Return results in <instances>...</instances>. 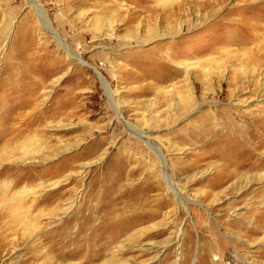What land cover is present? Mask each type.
Returning a JSON list of instances; mask_svg holds the SVG:
<instances>
[{
	"label": "rangeland",
	"instance_id": "rangeland-1",
	"mask_svg": "<svg viewBox=\"0 0 264 264\" xmlns=\"http://www.w3.org/2000/svg\"><path fill=\"white\" fill-rule=\"evenodd\" d=\"M263 25L264 0H0V264H264Z\"/></svg>",
	"mask_w": 264,
	"mask_h": 264
},
{
	"label": "bare ground",
	"instance_id": "bare-ground-1",
	"mask_svg": "<svg viewBox=\"0 0 264 264\" xmlns=\"http://www.w3.org/2000/svg\"><path fill=\"white\" fill-rule=\"evenodd\" d=\"M34 3V2H33ZM37 12L39 13V17H40V20L41 21H43L42 23H43V25L44 26H46L48 29H50V31L52 32V34H53V36L55 37V39H56V41L64 48V49H66V51L69 53V55L70 56H72V57H75V58H77V59H79V55L78 54H76V53H73L70 49H69V47L66 45V43L63 41V40H61L60 39V37L53 31V29L50 27V25H49V21H48V18L47 17H45V15H44V12L39 8V7H37ZM37 13V14H38ZM264 26V25H263ZM262 35H264V33L263 34H260V36H262ZM258 36V35H257ZM263 38H264V36H262ZM261 37V38H262ZM101 81H102V85H103V87H104V90H105V93H106V95L108 96V99H109V102H110V105L112 106V108L116 111V112H118V105L117 104H115V99H114V96H113V93H112V91H111V89H110V86H109V83L108 82H106V80H104L103 78H101ZM120 119V118H119ZM231 120V119H230ZM229 120V121H230ZM229 121H226V122H228L229 123ZM232 122H233V119L231 120V123L230 124H232ZM232 128L234 129L235 128V125H232ZM131 129V128H130ZM233 129H232V131H233ZM130 131H132V130H130ZM244 135V134H243ZM248 135V134H247ZM247 135L244 137V138H246L247 137ZM138 136V135H137ZM140 136V135H139ZM225 136H227L228 138H227V141H232V140H234L235 138H236V136H234L233 135V133H228L227 135H225ZM242 137V138H243ZM140 139H142L143 141H144V137H141ZM240 139V138H239ZM245 141H246V139H245ZM10 145V143H8L6 146L8 147ZM148 145H149V147H150V149L153 151V152H157L158 153V147L156 146V145H154V144H151L150 142H148ZM5 146V147H6ZM238 146V145H237ZM237 151H241V149L240 150H237ZM26 156V155H25ZM24 156V157H25ZM9 157H11V158H13L14 156H9ZM27 157V156H26ZM165 171H166V168H165ZM168 175V174H167ZM166 180H167V182H168V185L176 192V194H177V197L178 198H180L181 200H182V198H181V196H179L180 194H179V192L174 188V186H173V183H172V180L170 179V177H169V175L168 176H166V178H165ZM7 188H10L9 186H7ZM6 188V189H7ZM8 191V190H7ZM24 191V190H23ZM19 192L18 194H20V196L18 197L19 199H24V198H26V195L25 196H23L22 194L24 193V192ZM36 194V193H35ZM3 196V195H2ZM29 196V195H28ZM27 196V197H28ZM5 199V198H4ZM3 200V199H2ZM71 200V199H70ZM184 200V199H183ZM182 200V201H183ZM8 202V201H7ZM22 202V201H21ZM34 203V202H33ZM5 204V203H4ZM23 203H21V204H18V205H22ZM13 204H10V206H12ZM17 205V206H18ZM24 205V204H23ZM7 206H8V203H7ZM15 215H14V217H15V219H16V221L17 222H23V214L21 213V210L20 209H16L15 210ZM75 218H72L67 224H65V225H63V227L62 228H59V232L60 233H56V235L54 236V235H51V236H46L45 238H46V240H49V242H60L61 243V241H63L64 242V240L65 241H67V243H72V244H74V243H77V242H79L80 241V239L85 235V233H87V230H89V231H91V230H95L97 227H92L91 226V222H92V215L91 214H87V213H83V212H78V215H76V216H74ZM22 220V221H21ZM103 220H105L104 218H103ZM21 225V224H20ZM31 225V224H30ZM55 234V233H54ZM42 244V243H41ZM56 246V245H55ZM55 246L54 245H52V247H53V249L55 250ZM58 247V246H57ZM72 247V246H71ZM59 248H61V247H59ZM47 249H48V247H47ZM52 249V248H51ZM53 250V251H54ZM74 250H76V249H74ZM52 251V250H51ZM77 251V250H76ZM51 260V259H50Z\"/></svg>",
	"mask_w": 264,
	"mask_h": 264
}]
</instances>
